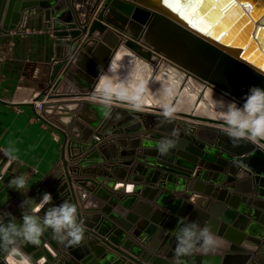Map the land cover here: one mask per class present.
<instances>
[{
  "label": "water",
  "instance_id": "obj_1",
  "mask_svg": "<svg viewBox=\"0 0 264 264\" xmlns=\"http://www.w3.org/2000/svg\"><path fill=\"white\" fill-rule=\"evenodd\" d=\"M3 1L0 35L20 34L26 16L37 15L54 38L45 85L24 105L61 137L62 185L49 189L52 176H46L27 196L39 202L49 192L53 204H76L87 229L79 247L59 243L49 230L39 246L23 248L33 264H173L181 218L210 221L220 238L216 251L183 257L186 264H264V141L234 147L224 134L222 113L211 104L223 98L242 106L250 87L264 88V61L257 63L264 59V0H200L189 19L183 11L198 0H11L7 8ZM233 9L247 19L243 29L251 27L244 46L236 44L237 35L227 40L235 24L216 32ZM196 15L211 24L208 31L193 23ZM251 44L256 49L245 56ZM255 52L258 57L251 59ZM110 62L121 67V79L131 77L130 92L148 85L143 112L117 102L112 118L105 119L98 104L74 101H93L92 94L111 83L98 82ZM164 89L172 94L165 96ZM61 100L74 102L45 104ZM164 103L176 108L172 123L160 116ZM173 128L180 131L181 146L161 156L152 145ZM104 138L109 140L99 144ZM104 157L112 159L104 166L109 171L92 168ZM234 159L247 167L235 166ZM4 162L0 209L22 223L25 196L7 188L15 175L10 168L2 171ZM79 165L100 178H76ZM129 184L136 185L131 193ZM0 264L18 261L0 252Z\"/></svg>",
  "mask_w": 264,
  "mask_h": 264
},
{
  "label": "clouds",
  "instance_id": "obj_2",
  "mask_svg": "<svg viewBox=\"0 0 264 264\" xmlns=\"http://www.w3.org/2000/svg\"><path fill=\"white\" fill-rule=\"evenodd\" d=\"M121 67H113L110 62L105 71L101 68L99 81H111L105 83L103 88L94 92L93 103L100 106L101 114L105 119L112 118L115 103H127L131 111L140 113L144 111L143 99L149 91L147 84L140 83L136 89L129 91L130 79H121L118 71ZM119 83L120 88L114 89L113 84ZM163 94L170 96L171 89H164ZM212 107L222 113L224 121L223 131L234 147L242 143H257L264 141V88L252 86L243 98L242 106L235 100L213 99ZM160 116L165 123H172L176 118V108L170 103L160 106ZM122 117L116 113L115 119ZM139 120V117H134ZM161 156H167L171 150L181 146V134L176 128L154 142L152 145ZM19 150L9 144L3 150V155L10 161H17ZM237 167H247L240 160H233ZM35 171V170H33ZM28 175H15L8 182L7 188L21 192L25 199L20 203L22 223L12 212L0 209V252H4L16 258L18 264H33L32 258L23 248L27 245L39 246L45 233L51 230L53 238L68 247H79L85 241L86 225L79 218L78 206L68 200L59 205L53 204V196L44 192L39 200L27 196ZM131 189V190H129ZM136 189L135 184H129V193ZM51 205L46 208V206ZM43 215L38 213L44 210ZM180 227L176 231V247L174 249L173 264H186L183 257H191L196 253L209 254L220 247V238L213 231L211 222L205 221L203 225L199 221L185 223L183 218L179 221Z\"/></svg>",
  "mask_w": 264,
  "mask_h": 264
},
{
  "label": "crops",
  "instance_id": "obj_3",
  "mask_svg": "<svg viewBox=\"0 0 264 264\" xmlns=\"http://www.w3.org/2000/svg\"><path fill=\"white\" fill-rule=\"evenodd\" d=\"M10 3L11 0H4L2 7L7 8ZM23 24L24 28L20 34L0 35V162L5 160L3 172L10 168L14 175H28V190H32L44 177L52 176L48 188L57 191L62 185V181H59L62 171L57 165L61 137L34 118L30 108L24 105L29 103L45 85L49 63L53 58L54 38L49 25L37 15L26 16ZM85 41V37L81 38L80 46ZM60 76L62 71L58 74V77ZM74 101L93 103L88 99ZM74 101L44 102L55 105ZM77 112L78 109L73 111L74 114ZM49 119L56 122L55 116ZM147 131L144 130L142 134H146ZM68 132L72 135L70 128ZM109 138L102 139L99 144L107 142ZM10 143L19 150L17 161H10L3 155V150L7 149ZM111 160L104 157L92 168H96L97 171H109L104 166ZM78 167L80 169L75 175L76 178L93 177L84 172L85 168L82 165ZM93 178L98 179L100 176ZM112 180L118 181L115 177ZM73 188L78 187L74 184Z\"/></svg>",
  "mask_w": 264,
  "mask_h": 264
},
{
  "label": "rangeland",
  "instance_id": "obj_4",
  "mask_svg": "<svg viewBox=\"0 0 264 264\" xmlns=\"http://www.w3.org/2000/svg\"><path fill=\"white\" fill-rule=\"evenodd\" d=\"M220 8L219 7L217 9V11L214 13L215 15V21H217L221 16H222V13L220 12ZM205 13V10L203 11L202 14ZM247 23V19H244V18H240V15L238 14V12L233 9L230 14L228 15L227 18H225L222 23L216 28V32L217 34H220L224 31H226L227 29H229L233 24L234 27L232 28L231 32L229 33V36H228V41H230L233 37H235L237 35V39H236V44L237 45H246L247 42H248V34L250 35V32H251V27H246L245 29H243V27L246 25ZM256 49L255 45L254 44H251L249 45V49L247 51V53L245 54V56H248L250 53L254 52V50ZM258 57V53L255 52L253 53L251 59H255ZM263 61L264 59L262 58H258L257 59V63L259 65H262L263 64Z\"/></svg>",
  "mask_w": 264,
  "mask_h": 264
},
{
  "label": "bare ground",
  "instance_id": "obj_5",
  "mask_svg": "<svg viewBox=\"0 0 264 264\" xmlns=\"http://www.w3.org/2000/svg\"><path fill=\"white\" fill-rule=\"evenodd\" d=\"M200 0H198L195 5L190 9V10H186V11H183V13L187 14V18L189 19V17H191L192 15L195 14V8L197 6V4L199 3ZM216 1V0H214ZM215 3V2H214ZM232 3V2H231ZM230 5V4H229ZM228 6V5H227ZM222 13V12H221ZM183 15V14H182ZM194 24H197V26L200 28V29H203V30H209V28L211 27V24L208 23L207 20H204V18L202 16H199V15H196L195 16V19L193 21ZM223 33V32H222ZM219 35V34H218ZM218 35H214L216 38L218 37Z\"/></svg>",
  "mask_w": 264,
  "mask_h": 264
},
{
  "label": "flooded vegetation",
  "instance_id": "obj_6",
  "mask_svg": "<svg viewBox=\"0 0 264 264\" xmlns=\"http://www.w3.org/2000/svg\"><path fill=\"white\" fill-rule=\"evenodd\" d=\"M176 73H177V77L182 78V75L180 72L176 71Z\"/></svg>",
  "mask_w": 264,
  "mask_h": 264
},
{
  "label": "built area",
  "instance_id": "obj_7",
  "mask_svg": "<svg viewBox=\"0 0 264 264\" xmlns=\"http://www.w3.org/2000/svg\"><path fill=\"white\" fill-rule=\"evenodd\" d=\"M182 80H184V77L182 76Z\"/></svg>",
  "mask_w": 264,
  "mask_h": 264
},
{
  "label": "snow or ice",
  "instance_id": "obj_8",
  "mask_svg": "<svg viewBox=\"0 0 264 264\" xmlns=\"http://www.w3.org/2000/svg\"><path fill=\"white\" fill-rule=\"evenodd\" d=\"M129 190H131V189H129Z\"/></svg>",
  "mask_w": 264,
  "mask_h": 264
}]
</instances>
